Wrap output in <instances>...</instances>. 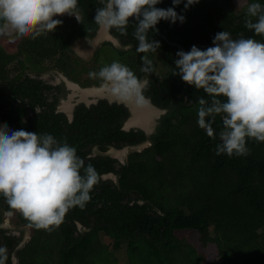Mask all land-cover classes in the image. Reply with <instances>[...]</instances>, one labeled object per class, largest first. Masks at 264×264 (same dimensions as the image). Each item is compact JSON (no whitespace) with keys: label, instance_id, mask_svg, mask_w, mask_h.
<instances>
[{"label":"trees","instance_id":"1","mask_svg":"<svg viewBox=\"0 0 264 264\" xmlns=\"http://www.w3.org/2000/svg\"><path fill=\"white\" fill-rule=\"evenodd\" d=\"M252 2L264 5V0H199L185 10L182 2L175 11L185 17L183 23L156 25L167 40L149 31V40L160 43L156 51H138L137 22L130 19L127 35L110 30L119 45L105 40L88 62L74 54L75 42L92 39L99 28L94 16L103 6L100 0H78L80 23L66 26L69 17L60 19L54 31L20 38L11 52L0 44V125L66 140L99 174L91 200L83 209H70L52 231L36 229L1 196L5 264H264V142L248 140L247 156L216 155L219 138L211 139L197 124V98L208 97L172 74L177 51L193 45L206 49L218 32L264 43V35L244 25ZM172 6V0H162L156 7ZM108 52L115 56L112 61L149 80L144 95L165 110L151 133L121 129L126 107L105 100L77 106L68 122L56 111L57 99L43 95L52 86L36 76L53 65L85 86L99 85L88 74L103 67L100 61H109ZM144 58L151 61L148 72L142 71ZM213 127L219 132V116ZM123 146L135 147L123 163L105 153ZM109 173L115 181L103 178ZM11 210L18 235L2 226Z\"/></svg>","mask_w":264,"mask_h":264},{"label":"clouds","instance_id":"2","mask_svg":"<svg viewBox=\"0 0 264 264\" xmlns=\"http://www.w3.org/2000/svg\"><path fill=\"white\" fill-rule=\"evenodd\" d=\"M161 2L100 0L103 6L96 8L94 22L127 35L130 19H134L138 51H156L160 43L149 40V31L161 20L183 23L185 17L175 7L184 2L187 10L199 0H172L173 6L166 9L156 7ZM64 14L83 21L78 0H0V35L15 33L35 39L61 25L54 17ZM244 25L264 35V5L250 3ZM176 56L172 74L208 97L197 98V124L211 139L219 138L216 155L247 156L248 140L264 142V43L242 35L233 39L229 32L221 31L215 34L212 46L201 50L193 45L187 52L177 51ZM144 64L147 67L142 71H150L151 61L144 58ZM88 75L100 80V86L118 102L138 107L150 102L144 95L149 80L138 78L118 61ZM217 116L221 118L219 132L213 127ZM98 182L95 167L85 165L66 140L61 143L48 133L0 125V196L36 229L58 228L70 209L86 206ZM6 259L7 248L0 245V264Z\"/></svg>","mask_w":264,"mask_h":264},{"label":"flooded vegetation","instance_id":"3","mask_svg":"<svg viewBox=\"0 0 264 264\" xmlns=\"http://www.w3.org/2000/svg\"><path fill=\"white\" fill-rule=\"evenodd\" d=\"M64 16L69 17V19H70L69 24L70 25L73 24V21L78 22L74 16H70L68 14L57 16L55 18H58L60 20V19H64L63 18ZM78 23H80V22H78ZM69 24H67V22H66L65 25L68 26ZM97 31H96V34H97ZM5 35L7 37H9L11 40L15 41L16 44L18 43V41L20 39V37H17L15 35V33L5 34ZM109 35H110V37L115 38L112 36L111 33H109ZM94 37L92 39H90L88 37H81L78 40L83 39V40L92 41L94 39ZM108 40L112 41L113 43L115 42L111 38ZM116 40H117L116 45H119L118 39H116ZM104 41L105 40L101 41L100 43H103ZM0 44L5 50H7L3 46L1 40H0ZM100 45L101 44H99L98 46H100ZM72 49H73V46H72ZM94 51H93V53H94ZM77 56H79V55H77ZM79 57H81V56H79ZM33 76H35V75H33ZM36 77L41 79L44 83L52 86L50 89L43 90V95L47 97V101H52L53 99H57L58 103L56 105V111L63 112L66 115L68 122H72V120L74 118L73 117L74 110L77 106L83 105L84 107L89 108L92 105L98 104L99 101L105 100L108 105L115 104V105H123L126 107V109L128 111V115L123 119L122 124H121V129H123L124 131H130V130L136 131V130L140 129V130L144 131L145 133L149 134L153 131L156 120L158 119V117L164 113L163 112V113L159 114V116L157 118H155L154 123L151 124L150 120L148 121V119L150 118V115H152L153 113L148 115L151 108H149L147 104L145 106H143L144 107L143 109L139 110L141 107L140 108H138V106L134 107V103H132V105H131V103L127 104V103L118 102L115 100L114 97H112L111 95H108V93H106L105 90L100 86L101 81H100L99 85L91 84V85L85 86L84 84H82V82L72 79L71 76L68 75L66 72L60 71L57 67H54V65H53V67H49L48 69L42 70L41 74L37 75ZM75 92L77 93L76 95H78V97H79L78 100L74 99L75 96H73V95ZM150 103L152 105H154L151 102V100H150ZM28 106H29V102H27V105H26L27 109L29 108ZM131 107L134 110V115L132 113ZM155 107L159 108L157 106H155ZM152 109H154V108H152ZM159 109H161V108H159ZM154 111H155V109H154ZM29 113H30V111H28V114ZM146 120L149 122L148 126H150L149 127L150 131H148V132L138 127V126L144 127V123H146L145 122ZM133 148H135V147L123 146L120 149L110 147L105 153H107L108 155H111L112 157L117 159V161L119 163H123L126 160L128 153L131 152ZM113 149H115V150H125L126 149V151L121 153L122 157H120V156L118 157L116 155L114 156L110 152V150H113ZM92 153L93 154L96 153L95 148L92 149ZM113 175L115 176V174H113ZM103 178H106L105 175L103 176ZM110 179H112V178H110ZM115 179H116V176H115ZM115 179H112V180L115 181ZM5 213L11 214V213H14V211L11 210V211H7ZM2 226L9 228V227L4 226V225H2ZM77 228L79 230H81V229H83V226L80 223H77ZM12 233L15 235L19 234L18 231H15ZM28 237L29 236L25 235V239Z\"/></svg>","mask_w":264,"mask_h":264},{"label":"rangeland","instance_id":"4","mask_svg":"<svg viewBox=\"0 0 264 264\" xmlns=\"http://www.w3.org/2000/svg\"><path fill=\"white\" fill-rule=\"evenodd\" d=\"M238 9H241V8H238ZM55 18V17H54ZM63 18H66V16H64ZM55 19H58V18H55ZM65 21L67 22V24H69L70 23V19L69 18H66L65 19ZM109 30H105L104 28H102V27H100L99 29H98V31H97V34L95 35V37H94V39L92 40V41H88V40H83V39H81V40H77L76 42H75V44L73 45V51H74V54H77V55H79V56H81L82 57V59H84L85 61H87L88 62V60L92 57V53H93V51L96 49V48H98V45L99 44H102V43H100L101 41H103V40H108V39H110L111 37H110V35H109ZM0 40L2 41V44H3V46L9 51V52H11V51H14L15 50V45H16V42L15 41H13V40H11L9 37H7L6 35H0ZM112 39V38H111ZM113 40V39H112ZM117 43V41H115L114 42V44H116ZM108 53H110V52H108ZM107 53V54H108ZM114 53V52H113ZM115 59V56H113L111 53L108 55V60L109 61H107V63L106 62H101L100 61V63L101 64H103V66H105V65H109V64H111L113 61L112 60H114ZM156 59V58H155ZM88 65L89 66H91V64H89L88 63ZM86 74L84 73L83 75H82V78L81 79H85L86 78ZM77 93L75 92L74 93V95L73 96H75V100H78L79 99V97H78V95H76ZM109 95V94H108ZM72 96V97H73ZM134 107H137L135 104H134ZM140 108V107H139ZM144 107H141L139 110H141V109H143ZM156 111H154V109H152L151 108V110H150V112L148 113V115L149 114H151V113H153L152 115H150V118L148 119V121L150 120V122H151V124H153L154 123V121H155V118H157L159 115H157L156 113H155ZM154 114H156L155 116H154ZM147 120L145 121L146 123H144V127L146 128V126H147V124L149 123ZM126 151V149L125 150H115V149H113V150H110V152L115 156H120V157H122V152H125ZM126 154V153H125ZM105 177L106 178H112V179H115V176L112 174V173H109V174H106L105 175ZM15 213H11V214H9V213H5V215H4V221H3V224L2 225H4V226H7V227H9V228H11V229H15V231H17L16 230V227H17V225L15 224ZM26 235L27 236H29L30 235V233H29V231L27 230V232H26ZM121 247H122V249H124L125 248V244H122L121 245ZM121 261H122V263L124 262V263H127L126 261H125V256H124V258L121 256Z\"/></svg>","mask_w":264,"mask_h":264},{"label":"water","instance_id":"5","mask_svg":"<svg viewBox=\"0 0 264 264\" xmlns=\"http://www.w3.org/2000/svg\"><path fill=\"white\" fill-rule=\"evenodd\" d=\"M154 32L155 33H157L158 35H160V36H162L164 39H166L167 40V38L160 32V30L158 29V28H155L154 29ZM112 38V37H111ZM114 41H117L115 38H112ZM180 47V46H179ZM181 48V50H183L182 49V47H180ZM94 89V88H93ZM127 104H129V103H127ZM148 105V107L149 108H154L155 109V113L157 114V115H159V114H161V113H163L164 112V109H159V108H156L154 105H152L150 102L147 104ZM131 110H132V113H133V115H134V110L132 109V107H131ZM156 114H154V116L156 115ZM139 128H141V129H143V130H145V131H150V126H148V124H147V126H146V128L145 127H142V126H138ZM1 197V196H0Z\"/></svg>","mask_w":264,"mask_h":264},{"label":"bare ground","instance_id":"6","mask_svg":"<svg viewBox=\"0 0 264 264\" xmlns=\"http://www.w3.org/2000/svg\"><path fill=\"white\" fill-rule=\"evenodd\" d=\"M131 105H132V103H131ZM139 108V107H138ZM135 109V108H134ZM142 122V121H141ZM140 123V122H139Z\"/></svg>","mask_w":264,"mask_h":264}]
</instances>
